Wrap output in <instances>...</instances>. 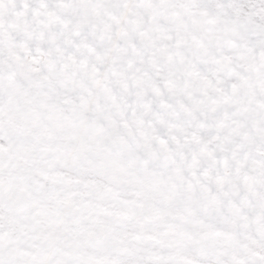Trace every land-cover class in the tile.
<instances>
[{"label":"snow or ice","instance_id":"obj_1","mask_svg":"<svg viewBox=\"0 0 264 264\" xmlns=\"http://www.w3.org/2000/svg\"><path fill=\"white\" fill-rule=\"evenodd\" d=\"M0 264H264V0H0Z\"/></svg>","mask_w":264,"mask_h":264}]
</instances>
